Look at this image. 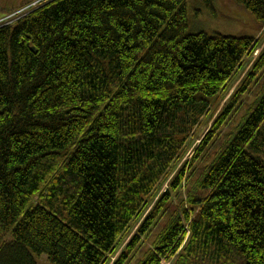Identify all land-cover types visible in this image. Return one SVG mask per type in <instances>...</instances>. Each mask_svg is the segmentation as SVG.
<instances>
[{"label": "trees", "instance_id": "trees-1", "mask_svg": "<svg viewBox=\"0 0 264 264\" xmlns=\"http://www.w3.org/2000/svg\"><path fill=\"white\" fill-rule=\"evenodd\" d=\"M187 1L47 0L0 26V264H111L138 223L115 264L157 226L137 264H264V88L180 165L261 41L191 32ZM235 1L264 30V0ZM261 79L264 48L213 132Z\"/></svg>", "mask_w": 264, "mask_h": 264}, {"label": "rangeland", "instance_id": "rangeland-1", "mask_svg": "<svg viewBox=\"0 0 264 264\" xmlns=\"http://www.w3.org/2000/svg\"><path fill=\"white\" fill-rule=\"evenodd\" d=\"M47 0H0V26L6 23L13 22L18 17L26 16L37 9L40 5H43ZM186 11H188V19L190 22L191 32H207L209 34L221 33L223 35L240 36V37H255L257 41H261L260 47L255 51L252 57L246 60L244 70L239 71L237 77L231 83V87L218 97L217 102L214 104L212 110L207 113L202 120L203 122L194 131V134L189 140V146L187 148V155L182 160L180 165L189 163L191 159L196 155L195 152L204 143V140L213 133H217V137L213 140L212 145L206 150L205 155L199 159V162L195 164V170L205 168L211 160L216 158L217 152L220 151L223 143L228 140L230 134L241 123L245 114L251 109V105L255 102L264 88V79L260 80L250 90V92L242 98L240 103L235 107V110L230 115L227 124L219 129V132H213L217 118L222 111L228 105L231 96L237 92L239 84L245 78L246 73L250 70L253 62L259 57L261 50L264 48V30H260L257 26V21L253 14L239 5L235 0H212V8L204 1L201 0H188L186 4ZM208 158V159H207ZM208 162V163H207ZM201 171H199L200 173ZM170 176L166 184L160 191L162 194L169 190V182L172 176ZM198 173V175H199ZM196 179V178H195ZM163 219V218H161ZM163 223V222H162ZM141 224V223H140ZM135 225L134 229L129 233L125 241L124 247L114 254L111 264H115V261L119 257L121 251L125 249L131 239L136 236L137 229L140 225ZM160 228L157 226L150 235L142 240L141 247L133 255L134 257L128 264H137L142 259L143 253L152 246V242L156 239ZM170 262H164L163 264H172ZM39 264H49L46 257H41Z\"/></svg>", "mask_w": 264, "mask_h": 264}]
</instances>
